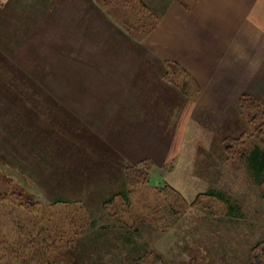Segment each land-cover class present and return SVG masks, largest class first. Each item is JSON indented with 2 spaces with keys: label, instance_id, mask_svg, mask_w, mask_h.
<instances>
[{
  "label": "rangeland",
  "instance_id": "obj_1",
  "mask_svg": "<svg viewBox=\"0 0 264 264\" xmlns=\"http://www.w3.org/2000/svg\"><path fill=\"white\" fill-rule=\"evenodd\" d=\"M249 2L0 4V264H264V75L186 125L176 83H194L157 56Z\"/></svg>",
  "mask_w": 264,
  "mask_h": 264
},
{
  "label": "crops",
  "instance_id": "obj_2",
  "mask_svg": "<svg viewBox=\"0 0 264 264\" xmlns=\"http://www.w3.org/2000/svg\"><path fill=\"white\" fill-rule=\"evenodd\" d=\"M8 1L0 0V4ZM248 5L244 14L238 15L239 21L236 20L234 27L214 28L211 35H206L200 25L196 26V21H187L184 24H187L192 38L184 42L179 36L182 54L176 55V60L157 54L163 63L179 65L182 80L190 79L194 83L189 91L182 81L176 83L178 100L182 101L179 109H183L180 117L186 125L194 120L200 125L208 123L213 128L214 122L222 121L217 119L219 115L228 113L239 98L251 95L255 86L260 84L264 75V0H251ZM202 35L219 38L203 41L206 45L202 48L206 52L213 49L214 54L197 50L198 38L195 37ZM160 76V81L164 82L163 71ZM166 78H169L168 74ZM171 80H167L170 86L174 85ZM167 87L165 91L172 93ZM170 157L176 158L171 154Z\"/></svg>",
  "mask_w": 264,
  "mask_h": 264
},
{
  "label": "trees",
  "instance_id": "obj_3",
  "mask_svg": "<svg viewBox=\"0 0 264 264\" xmlns=\"http://www.w3.org/2000/svg\"><path fill=\"white\" fill-rule=\"evenodd\" d=\"M248 161H249L250 166L253 167V169L263 172V170H264V150L259 148V146L253 147V149L250 152V156H249ZM260 180L264 182V177L260 178ZM173 192H175V191L173 190ZM208 195L215 197V194L211 191L208 192ZM258 261H260V260L258 259ZM253 264H255V263H253ZM256 264H258V263H256Z\"/></svg>",
  "mask_w": 264,
  "mask_h": 264
}]
</instances>
